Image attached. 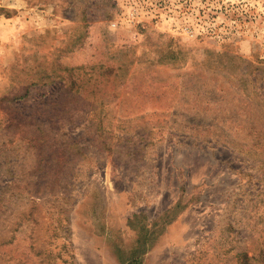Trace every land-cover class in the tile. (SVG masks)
Returning a JSON list of instances; mask_svg holds the SVG:
<instances>
[{"label": "rangeland", "instance_id": "obj_1", "mask_svg": "<svg viewBox=\"0 0 264 264\" xmlns=\"http://www.w3.org/2000/svg\"><path fill=\"white\" fill-rule=\"evenodd\" d=\"M132 256L264 264V0H0V264Z\"/></svg>", "mask_w": 264, "mask_h": 264}, {"label": "built area", "instance_id": "obj_2", "mask_svg": "<svg viewBox=\"0 0 264 264\" xmlns=\"http://www.w3.org/2000/svg\"><path fill=\"white\" fill-rule=\"evenodd\" d=\"M131 15L132 16L127 20L128 22H130V23H136V22L140 21V18L138 16V13H135V14L132 13ZM111 24H112V26H115L117 24V21L116 20L115 21H112Z\"/></svg>", "mask_w": 264, "mask_h": 264}, {"label": "trees", "instance_id": "obj_3", "mask_svg": "<svg viewBox=\"0 0 264 264\" xmlns=\"http://www.w3.org/2000/svg\"><path fill=\"white\" fill-rule=\"evenodd\" d=\"M166 212L169 213V210H167ZM144 235L146 236V234H144ZM138 263H139V261H138L137 257H133V256L131 258H129L126 262V264H138Z\"/></svg>", "mask_w": 264, "mask_h": 264}]
</instances>
